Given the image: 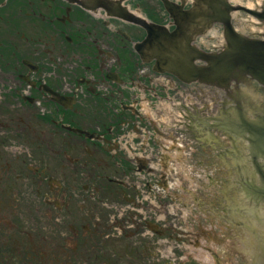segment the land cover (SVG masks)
I'll use <instances>...</instances> for the list:
<instances>
[{
	"label": "flooded vegetation",
	"instance_id": "af4514ba",
	"mask_svg": "<svg viewBox=\"0 0 264 264\" xmlns=\"http://www.w3.org/2000/svg\"><path fill=\"white\" fill-rule=\"evenodd\" d=\"M145 23L174 29L161 0H0V264H203L198 248L165 260L168 241L193 240L161 171L179 138L151 132L147 106L165 102L168 79L194 94L137 53ZM145 182L143 217L129 204Z\"/></svg>",
	"mask_w": 264,
	"mask_h": 264
},
{
	"label": "water",
	"instance_id": "95a60500",
	"mask_svg": "<svg viewBox=\"0 0 264 264\" xmlns=\"http://www.w3.org/2000/svg\"><path fill=\"white\" fill-rule=\"evenodd\" d=\"M234 1L243 5L248 4L247 0ZM233 9L234 7H231L227 0H199L196 1L194 8L197 11L194 15L200 17L198 35L204 33L213 22L225 24V36L229 46L222 55H204L185 40V35L188 32L195 35L197 23L190 21L191 16L188 19H183L181 28L174 34L171 35L168 32L162 34L159 31H153L150 40L137 45L136 48L144 59L145 56H148L150 60L158 58L168 71L175 73L187 82L200 78L202 81L206 80V82L213 84L218 81L223 86L226 81L228 82L233 78L235 68L239 67V69H243V73H252L264 83V41L251 40L234 31L230 15ZM253 14L256 15L257 13L253 12ZM258 16L264 18V13L258 14ZM241 19L239 23H236L242 33L250 35L259 32L260 29L253 24L257 19L250 18L245 13H241ZM150 53L152 57L149 55ZM197 58L209 62V69H211L209 73L194 67L192 63Z\"/></svg>",
	"mask_w": 264,
	"mask_h": 264
},
{
	"label": "rangeland",
	"instance_id": "374dc122",
	"mask_svg": "<svg viewBox=\"0 0 264 264\" xmlns=\"http://www.w3.org/2000/svg\"><path fill=\"white\" fill-rule=\"evenodd\" d=\"M252 118V117H251ZM247 161L249 160L248 159V157H247V159H246ZM188 220V221H187ZM187 226H188V228H187ZM230 225H228V224H225V226L223 227V229H227V227H229ZM219 227L221 228V226L219 225ZM231 227V226H230ZM185 229H188V231H190V232H188V239L191 241V240H193L194 242L192 243V244H190V243H188V241L187 240H185L184 238H183V236L185 235V234H182V235H179V238L181 239L180 241H178V240H176L175 241V239H174V243L173 244H175L174 246H172L173 244H172V242L170 243L169 241H168V244H167V246H168V253H169V255H168V258L167 259H165L166 261H169L170 259H172L173 258V256H170V255H173L174 253H176V255H178L179 257H178V262H180L181 261V259H183L184 261H187V255L188 254H190V253H192L193 251H194V249H196L197 247L196 246H192L194 243H195V240L196 239H199L200 238V235H201V231H200V229L197 227V224H196V222H195V218L194 217H190L189 219L187 218L186 220H183V227H182V230L184 231ZM219 233H223L222 231H219ZM227 233H231V234H233L234 233V231H233V228L231 227V230H229V232H227ZM184 240V243L183 242H181V241H183ZM129 244V241L128 240H126V239H121V240H117V249H118V251H117V253L118 254H120L121 256H122V258H123V260H125V261H129V257L127 256V253H126V249H125V247H126V245H128ZM186 246L185 247V250H184V252H180L179 251V249H180V247H182V246ZM191 246V247H190ZM234 246H238V244H233V246H232V253H231V255H232V257H231V260H228V261H230V262H232V263H234V264H238V262L236 261V254L238 253V251H236L237 253L235 254V257L233 256V254L235 253V247ZM238 255V254H237ZM243 258H244V256H243ZM210 259V258H209ZM225 259H227V258H225ZM245 259V258H244ZM246 260H248V256L246 255ZM246 260H245V262H246ZM141 262V261H140ZM244 262V261H243ZM242 262V258L240 257V262H239V264H244ZM209 264H212L213 262L212 261H210V262H208ZM189 264V263H188Z\"/></svg>",
	"mask_w": 264,
	"mask_h": 264
},
{
	"label": "crops",
	"instance_id": "0c3cea01",
	"mask_svg": "<svg viewBox=\"0 0 264 264\" xmlns=\"http://www.w3.org/2000/svg\"><path fill=\"white\" fill-rule=\"evenodd\" d=\"M210 124L208 122H206L205 125H201V123L197 120V122L191 126V128L193 129L194 132H196V136L198 137V139L200 140V142L202 143V145L205 148L208 147H213L216 144H214L216 141H218V138L220 139L221 143L219 144L220 147H225L226 143L223 142L224 137L223 135L221 136H216V133H214L213 131H210L209 129H206L207 127H209ZM213 132V134L211 133ZM243 173V171L239 170V171H235L233 173V178L236 181H242V178L240 177V174ZM223 176V173L221 174Z\"/></svg>",
	"mask_w": 264,
	"mask_h": 264
}]
</instances>
